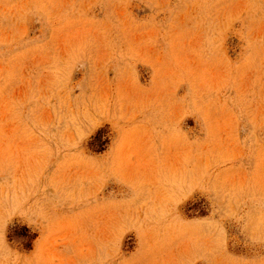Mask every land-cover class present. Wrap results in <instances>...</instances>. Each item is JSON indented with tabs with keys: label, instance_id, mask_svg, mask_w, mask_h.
Segmentation results:
<instances>
[{
	"label": "rangeland",
	"instance_id": "rangeland-1",
	"mask_svg": "<svg viewBox=\"0 0 264 264\" xmlns=\"http://www.w3.org/2000/svg\"><path fill=\"white\" fill-rule=\"evenodd\" d=\"M0 264H264V0H0Z\"/></svg>",
	"mask_w": 264,
	"mask_h": 264
}]
</instances>
